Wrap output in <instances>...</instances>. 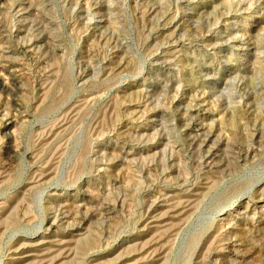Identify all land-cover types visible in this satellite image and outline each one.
<instances>
[{
    "label": "rangeland",
    "instance_id": "1",
    "mask_svg": "<svg viewBox=\"0 0 264 264\" xmlns=\"http://www.w3.org/2000/svg\"><path fill=\"white\" fill-rule=\"evenodd\" d=\"M0 264H264V0H0Z\"/></svg>",
    "mask_w": 264,
    "mask_h": 264
}]
</instances>
